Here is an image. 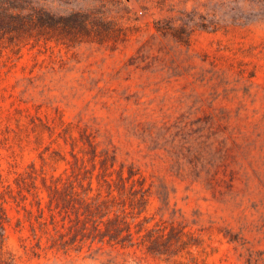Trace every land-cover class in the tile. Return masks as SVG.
<instances>
[{
	"label": "rangeland",
	"instance_id": "rangeland-1",
	"mask_svg": "<svg viewBox=\"0 0 264 264\" xmlns=\"http://www.w3.org/2000/svg\"><path fill=\"white\" fill-rule=\"evenodd\" d=\"M41 3L88 23L0 47V192L33 173L44 197L41 178L59 176L95 196L107 165L148 197L131 209L129 189L113 192L137 246L39 255L8 199L14 264H264V0Z\"/></svg>",
	"mask_w": 264,
	"mask_h": 264
},
{
	"label": "trees",
	"instance_id": "trees-1",
	"mask_svg": "<svg viewBox=\"0 0 264 264\" xmlns=\"http://www.w3.org/2000/svg\"><path fill=\"white\" fill-rule=\"evenodd\" d=\"M96 23H105L104 16L95 20ZM88 15L85 12H72L65 17H60L48 10L41 0H0V47L18 46L24 39L31 37L34 33L39 34L45 29L55 30L62 24L68 32L73 30H84L87 27ZM96 155H94L95 157ZM73 157H75L73 155ZM71 168V174L76 177V171L82 168L78 160ZM113 166L111 163L110 167ZM135 173L128 172L124 177L123 170L117 172V179H111L107 165L98 180V192L95 196H89L92 192V182L89 179L86 188L81 183L77 190L75 182L67 176L57 178L51 177L49 183L41 178L42 188L46 196L41 195L37 187L33 173L18 175L14 179V187L10 184L1 185L0 192V264H14V255L5 251V228L7 216L3 204L11 200L17 208L25 213V219L31 230L30 250L33 255L40 252L55 251L57 253L77 252L84 245L92 244L110 245L122 249L133 248L138 245L134 234L131 232L130 223L127 222L125 204L121 206L123 214L120 217V202L113 192H117L120 199V186L122 195L126 190L130 192L129 207L134 209L135 205L147 203L148 189L145 188L142 179L135 178ZM76 180V179H75ZM0 183H2L0 181ZM130 183L129 188L126 185ZM105 187L106 195L103 197L100 188ZM31 197V200L29 199ZM142 211H139L141 213ZM112 214V216H111ZM21 221L17 220L19 226ZM149 238L153 242L154 234L148 232L143 238ZM158 235L156 238H161ZM45 238V242L42 239ZM26 246H24V249ZM150 252V246L147 247Z\"/></svg>",
	"mask_w": 264,
	"mask_h": 264
}]
</instances>
